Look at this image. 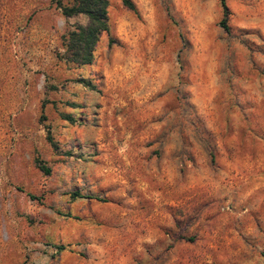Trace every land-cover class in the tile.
<instances>
[{"label": "rangeland", "instance_id": "374dc122", "mask_svg": "<svg viewBox=\"0 0 264 264\" xmlns=\"http://www.w3.org/2000/svg\"><path fill=\"white\" fill-rule=\"evenodd\" d=\"M130 1L0 0V264H264V0Z\"/></svg>", "mask_w": 264, "mask_h": 264}, {"label": "trees", "instance_id": "16d2710c", "mask_svg": "<svg viewBox=\"0 0 264 264\" xmlns=\"http://www.w3.org/2000/svg\"><path fill=\"white\" fill-rule=\"evenodd\" d=\"M120 1L126 8L135 11L130 0ZM218 2L221 8V18L218 25L224 31H228L226 24L228 9L225 0H218ZM107 5V0H70L66 4L58 3L62 15L69 17L82 14L86 18L85 24H74L72 29L66 33L63 52L58 55L65 63L79 66L91 62L100 34L108 30ZM110 43L111 40H108V44ZM34 162L42 172H48V168L40 164L37 158L34 159ZM72 194L74 197H82L76 191Z\"/></svg>", "mask_w": 264, "mask_h": 264}]
</instances>
